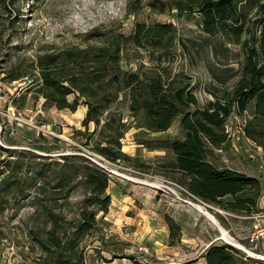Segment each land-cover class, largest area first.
<instances>
[{"label": "rangeland", "instance_id": "1", "mask_svg": "<svg viewBox=\"0 0 264 264\" xmlns=\"http://www.w3.org/2000/svg\"><path fill=\"white\" fill-rule=\"evenodd\" d=\"M150 1H0V146L8 150L0 149V169L4 171L0 185L3 180L10 181L15 189L7 194L0 186V264L45 263L47 254L42 245L51 226L50 212L64 228H73L86 195L84 189L76 184L68 197L55 198L52 189H37L40 183L50 188L55 181L34 173L42 163L62 162L63 155L71 154L82 155L109 176L108 212L97 213L94 228L81 238L83 264H204L202 254L209 245H231L222 239L219 228L243 247L233 246L247 264H264V193L258 199V211L249 215L203 202L191 196L163 166L173 160V154L167 149L148 147L165 139H183L179 116L167 130L149 132L138 127L137 119L130 118L127 101L116 102L115 109L127 121L122 151L129 157L115 162L106 159L112 162L108 164L83 144L86 135L81 120L86 106L80 103L74 112L59 110L44 103L37 90L38 72L32 65L38 54L83 46L95 28L129 35L137 22L172 23L176 43L170 54L153 60L141 50L137 64L170 68L172 76L181 74L200 105L231 88L245 62L244 41L248 47L253 46L255 10L249 11L245 30L236 43L232 34L205 32L198 11L178 13L167 8L158 13L151 10ZM3 3L8 10H4ZM13 67L28 72V78L3 80ZM253 106L251 101L242 113L234 108L229 118L234 124L244 118L247 124L253 119ZM251 127L264 129V123L255 121ZM93 129L94 124L90 123L88 131ZM257 134L261 136L262 132ZM238 136L227 142L222 152L207 146L210 160L218 168L238 170L263 180V148L246 132ZM5 161L17 163L20 168L9 169ZM230 200V196L222 198L224 202ZM168 218L179 226L171 245ZM254 232H259V237L252 242Z\"/></svg>", "mask_w": 264, "mask_h": 264}, {"label": "trees", "instance_id": "2", "mask_svg": "<svg viewBox=\"0 0 264 264\" xmlns=\"http://www.w3.org/2000/svg\"><path fill=\"white\" fill-rule=\"evenodd\" d=\"M149 6L158 13L167 8L178 13L198 11L205 32L232 34V41L236 43L245 30L249 11L255 10L253 46L248 47L244 41L247 54L241 75L234 85L221 96L214 95L213 100L200 105L181 74L172 76L170 68H151L136 63L141 50L148 53L149 60L170 54L176 46L174 25L137 22L129 35L95 28L88 37L92 42L87 39L83 46L38 54L32 66L38 72L36 86L39 94L44 103L59 110L74 112L80 103L84 104L86 113L81 125L86 141L83 144L112 162L129 157L122 151L127 121L115 109L116 102L127 101L130 118L137 119L138 127L149 132L167 130L179 116V125L185 133L183 139H165L157 145H148L149 148L167 149L173 154V160L163 163L172 178L191 196L203 202L236 214L249 215L258 211V199L264 193V179L230 168L215 167L207 159L206 147L218 148L226 143L224 124L227 118L234 108L242 113L254 101L253 119L247 121L245 132L264 150V129L251 127L255 121L264 123V0H152ZM3 8L8 10V5L3 3ZM8 74L9 77L3 80L29 76L28 72L15 67ZM70 95H73L71 100ZM90 123L94 124L92 131H88ZM258 132L262 135L258 136ZM0 149L8 151L1 146ZM62 159V162L42 163L34 172L43 174L41 178L45 180L55 181L50 188L40 183L38 191L52 189L55 198H65L77 184L86 195L72 229L64 228L50 212L51 226L42 245L47 254L44 264H83L79 249L81 238L94 228L97 213L108 212L110 196L106 189L109 176L80 154L63 155ZM4 164L16 171L20 168L17 163L5 161ZM3 172L0 169V174ZM1 182L0 186L7 194L15 190L10 181ZM225 196H230L231 200L222 201ZM166 220L171 245L179 226L170 218ZM202 257L205 264H247L240 251L228 244H211Z\"/></svg>", "mask_w": 264, "mask_h": 264}, {"label": "built area", "instance_id": "3", "mask_svg": "<svg viewBox=\"0 0 264 264\" xmlns=\"http://www.w3.org/2000/svg\"><path fill=\"white\" fill-rule=\"evenodd\" d=\"M229 117L227 118V120H226V122L224 124V132H225V134L227 136V142H233L235 139H238L239 138L238 134H242V135L245 134L246 119L243 118V121L242 122H239L237 120V122L235 124H239V125H235L234 122H233V120L230 119ZM235 120H236V116H235ZM222 149H223V145H221L220 147H218L217 148V151L218 152H222ZM100 160H102L104 162L108 161V160H106L105 158H103L101 156H100ZM107 163L110 164L112 162L109 163V161H108ZM258 237H259V232H254L251 235V237H250V241L253 242V241H255V239L257 240Z\"/></svg>", "mask_w": 264, "mask_h": 264}, {"label": "bare ground", "instance_id": "4", "mask_svg": "<svg viewBox=\"0 0 264 264\" xmlns=\"http://www.w3.org/2000/svg\"><path fill=\"white\" fill-rule=\"evenodd\" d=\"M197 208L205 215H207L208 217H210V215L208 214V212H206L203 208H201L200 206H197ZM212 219V218H211ZM221 233H222V239H224L226 242L231 243L233 245H235L236 247H239L240 249H242L243 247L241 245H239L233 238H231L223 229L219 228Z\"/></svg>", "mask_w": 264, "mask_h": 264}, {"label": "crops", "instance_id": "5", "mask_svg": "<svg viewBox=\"0 0 264 264\" xmlns=\"http://www.w3.org/2000/svg\"><path fill=\"white\" fill-rule=\"evenodd\" d=\"M225 145H226V143L223 144V148L225 147ZM209 148H212V149H214V150L217 151V148H215V147H213V146L208 145L207 149H209ZM217 152H218V151H217ZM206 156H207L208 161H209L211 164H213L215 167H217V166L215 165V163H214L213 161L210 160L209 155H208V151H207V150H206ZM216 161H217V160H216ZM217 168H218V167H217ZM237 171H238V170H237ZM240 172H241V171H240ZM202 258H203V257H202ZM203 260H204V258H203ZM204 264H205V262H204Z\"/></svg>", "mask_w": 264, "mask_h": 264}, {"label": "water", "instance_id": "6", "mask_svg": "<svg viewBox=\"0 0 264 264\" xmlns=\"http://www.w3.org/2000/svg\"><path fill=\"white\" fill-rule=\"evenodd\" d=\"M229 244H231V243H229ZM232 246H235V245H233V244H231Z\"/></svg>", "mask_w": 264, "mask_h": 264}]
</instances>
